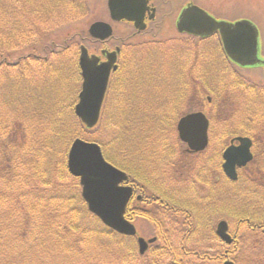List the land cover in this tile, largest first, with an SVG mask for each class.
<instances>
[{"label": "trees", "instance_id": "obj_1", "mask_svg": "<svg viewBox=\"0 0 264 264\" xmlns=\"http://www.w3.org/2000/svg\"><path fill=\"white\" fill-rule=\"evenodd\" d=\"M89 13V0H0V246L5 249L12 246L13 250L15 245L30 247V242L36 241L48 255L56 251L53 254L64 255V259L85 257L80 262L70 260L64 264H109L118 253H126L123 259H132L134 264H211L231 258L228 250L222 252L219 247L211 254L201 246H189L191 239H197L205 231L215 237L212 218L220 207H201L205 195L200 198L197 192L196 179L207 182V164L211 161L197 164L193 159L197 154L188 153L185 148L182 151L178 137L167 135L164 127L163 123L172 126L173 118L174 121L177 118L173 116V107H181L195 97L191 96L190 86L196 80L186 79L182 70L176 81L160 84L157 77L163 71H157L150 61L162 63L163 49L157 54L152 51L151 59L135 51V61L127 60L125 50L135 36L130 34L119 39L122 61L112 77L99 124L88 128L77 117L75 105L82 79L78 57L81 44L90 37L80 22ZM64 25L68 26L61 34L60 28ZM188 45L196 43L192 41ZM220 61L230 62L223 53ZM128 67H133L134 72L126 76ZM228 72L231 75L224 83L230 78L238 82L233 72ZM142 76L146 77L143 85L140 84ZM167 84L171 89H167L169 98L164 100L161 112L145 111L144 100L141 97L135 100L130 94L138 93L142 86L149 92L165 94V89L159 91L158 85ZM173 90L175 95L171 96L169 93ZM224 92L215 96L214 106ZM224 110L214 107L208 116L213 124L225 126V135L254 137L256 133L247 128L249 125L230 124V116L225 118ZM106 122L110 139L93 132L100 123ZM144 124L157 127L152 130ZM111 127L119 132L112 134ZM260 133L264 135V127ZM78 137L100 143L106 158L128 171L135 188L146 198L145 203L150 207L127 210L129 219L143 216L157 230L160 241L151 245L146 254L139 253L134 237L112 231L88 209L79 179L70 173L67 164L70 147ZM160 139L177 142V149L163 145ZM111 143L120 148L118 155L108 154ZM154 144L163 145L164 154L152 152L151 158L161 156V164L170 162L174 169L171 175L161 176L165 171L161 169L163 164L158 171L154 167L156 163L151 162L148 148ZM193 165L201 167L196 174L200 178L205 176L206 180L191 177ZM152 166L158 174L147 172ZM245 170L240 171L238 181ZM251 174L247 175L251 177ZM180 179L192 181L190 186L196 193L177 190L173 184ZM242 191L253 198L264 193L257 180L243 182ZM250 196L249 200L233 201L238 206L232 204L237 208L238 220L243 219L246 224H250L252 207H259L257 201L252 204ZM134 203L137 205L138 201ZM240 207H251V211L247 214L242 210L246 215L242 216ZM257 219L263 224L264 215ZM218 243L221 242L218 240ZM253 248V257H264L261 241L254 243ZM95 254H100L99 259ZM2 262L13 264L9 259Z\"/></svg>", "mask_w": 264, "mask_h": 264}, {"label": "rangeland", "instance_id": "obj_2", "mask_svg": "<svg viewBox=\"0 0 264 264\" xmlns=\"http://www.w3.org/2000/svg\"><path fill=\"white\" fill-rule=\"evenodd\" d=\"M108 0H89L90 3V13L86 20L84 19L81 21V25L85 26L86 29L89 28L90 24L93 23L96 20H104V21H110V14L108 10L107 5ZM199 4L201 7L206 9L209 13L213 14L214 16H221L222 19H231L236 20L238 18H247L254 20V23L256 24L259 32V42L260 45V59L264 61V0H159V6L158 10L160 12H164L163 16L164 19L159 20L158 27L156 28V31L152 32L147 31L143 34L137 35L133 37V41L130 45H128V48L125 50V56L127 60L132 58V61H135L134 52L139 51V55L141 57H145L148 59L152 58V51H154V54H157L158 52L162 51L163 49H166L165 52H163L164 61L162 63H158L155 61H150L153 66H156L157 71L163 70V73L160 77H157L159 83H165L167 80L176 81L177 77L179 76L180 72L182 70L185 71V77L189 78V80H196L195 83L192 82L190 86L191 90V96L195 95V97H192V100H187L186 103H183L181 107H173L174 117L177 116L176 120L173 122L174 124L172 126L163 123L166 131H168L167 135H174L178 136L177 132V122L179 117L182 114H186L188 112L196 111V110H202L212 115V111H214V107L219 110H224V117L228 118L229 116V123H234L235 126L240 127V123H244V125L247 127L250 124L257 123V127L254 130H259L260 123H264V96L259 98L254 91H251L248 86L242 87H235V80H231L228 82H225L223 80H226L231 73L228 72L227 64L225 63V66H223L222 63L218 62V59L220 60L222 57V53L220 51V48L217 47V44L215 42H218L217 38H213L211 42H201L200 40H195V48H197V53L194 52V49L192 47H187L184 50H180V48H183V44L188 45L192 44V39L189 37H182L180 41H177L178 38L181 36H178V30H177V20L178 17L177 13L182 10L183 5H185V2H190ZM158 6V5H157ZM169 12H173V15L170 16ZM220 14V15H219ZM162 15V14H161ZM219 15V16H218ZM160 16V15H159ZM177 17V18H176ZM220 18V17H219ZM120 24V25H119ZM68 25H64L60 28V33L62 34L63 30H65V27ZM114 30L116 35V40L121 38H127L131 33L134 32V27L129 24L125 23H114ZM121 37V38H120ZM145 41V42H144ZM85 44L88 46L91 53H99L102 46L98 43H95L93 40L87 38L85 40ZM117 44V41L114 42L111 40L108 42L105 46L108 48H115ZM180 44V45H179ZM216 48V49H215ZM171 49L173 51H171ZM175 49V50H174ZM219 51H218V50ZM217 50L218 52L214 51ZM210 51H213V54L210 53ZM219 54V55H218ZM213 56V58H212ZM212 59V60H210ZM207 60V61H206ZM122 61V60H121ZM204 61H206L204 63ZM206 64V65H205ZM145 67L148 68V64H145ZM162 67V68H159ZM229 70L233 71V66L229 65ZM185 68V69H184ZM264 68V65L262 66ZM262 68L255 67L253 69L250 68H237L238 73L241 77L245 79V81H251V80H259L263 78L264 71ZM151 69V68H149ZM133 73L134 69L133 67H128L126 71V76L128 73ZM158 73V72H157ZM120 73L118 76H121ZM166 78H164V76ZM237 76V75H236ZM117 77V76H116ZM115 77V78H116ZM145 76H142L140 78L141 83L145 84ZM75 80V79H74ZM200 80V81H197ZM82 83V79L80 82V86ZM198 83V84H197ZM228 83V84H227ZM249 83V82H248ZM227 84V85H226ZM169 85V86H168ZM249 85V84H248ZM250 86V85H249ZM159 91L164 90V93H154L149 92L147 88L143 87L138 91V93H135V91H132L130 94H132L135 98V100H139L136 97H141L142 100H144V103L142 102V105L144 106L145 111H162V106L165 99H168L169 97L167 93V89H171L170 84L167 85H158ZM248 88V89H247ZM223 89V90H222ZM225 91V92H224ZM215 93L212 96V93ZM224 92L225 94L219 98V103L214 106V102L220 95V93ZM171 96L175 95V91L173 90L172 93L170 91ZM211 98L212 103L208 101V98ZM152 99H155V101H152ZM223 100V102H221ZM113 102V100H112ZM108 103L106 104V106ZM159 105V106H158ZM157 106V107H156ZM171 107L170 105H168ZM167 107V106H166ZM130 109V108H129ZM141 109V105H140ZM108 112L110 110H107ZM107 118H110L111 116H106ZM105 122V121H104ZM239 123V124H238ZM166 124V125H165ZM102 123H100V126H98L93 132H95L98 135H102L108 139H110V136L108 135V123H104L103 129L100 131V128H102ZM148 128L155 130L157 126L150 125V124H144ZM163 127H161L162 129ZM235 129V127H234ZM112 134H115L116 132H119L117 128L111 127ZM256 134L258 131H255ZM226 134V128L225 126H221L220 124L217 126L210 123V129H209V145L205 151H203L201 154L194 156V161H196L197 164L202 163L205 160H209L207 164L208 168V174H207V182L202 184V182H197L199 188L197 192L199 194L204 195L210 194L212 195L210 200H208V203L201 202L200 204L202 207H216L217 200L223 199L224 203L227 201L231 204L233 201H237L239 199H246L249 200V196L246 194H243L242 192V186L243 182H246V180H257L259 183L260 189H264V151H262L261 148H264V135L260 132L256 136V143L254 145V152H255V158L254 161H252L247 167L244 173H242V179L240 181L230 182L226 179V175L223 174V170L221 168V152L222 150L227 146V143L230 142L232 135H225ZM255 134V135H256ZM162 140L163 145H168L170 148L177 149V142H171L167 141L165 142L164 139ZM159 141V140H157ZM163 145L160 144H154V147L151 146V148H148V154H150V160L154 164L156 163L157 166H154L158 171L161 167V169L165 170L164 172H161V176H164V173H167L171 175V173L174 171V169L171 166V163L163 162L160 163L161 156H158L156 158H151V153L155 152L158 154H164ZM118 149L119 147L114 146L112 143L107 147V152L110 155H118ZM183 151V145L180 148ZM263 158V159H262ZM157 159V160H156ZM145 167L151 166V165H144ZM153 168H149L147 170L148 173L155 172V174H158L159 172ZM201 169L200 166L193 165V169L191 171V177L196 179L200 178L198 176L199 170ZM247 171V172H246ZM198 172V174H196ZM204 173V172H203ZM255 173V174H251ZM247 174H251V177H249ZM219 175V176H217ZM262 176V177H261ZM190 177L189 180H192ZM261 177V178H260ZM174 178V177H173ZM241 178V177H240ZM200 179L206 180L205 176H203ZM189 180H181L180 182H175L173 185L177 188V190L185 189L188 190L190 193H196L194 189L190 186ZM217 184V187L213 186V184ZM242 185V186H241ZM195 196L193 197V199ZM250 199L252 201V204L257 201L256 205L260 207H264V193H262V197H252L250 196ZM257 199V200H256ZM247 206V205H242ZM232 214H228L227 211L219 212L217 215H214L212 219L214 227L217 224V220H221L223 218L227 219L230 223V228L234 229L237 220L232 218ZM144 218L138 217L136 220V225L138 226V230L140 232V235L145 238H150L153 235H155V229L152 227L151 222H141ZM207 232H203L202 235L199 234L198 239H191L189 242V246L192 248L197 247H203L204 249L209 250H216L215 247H218V240L216 237L213 238L212 235L208 234L207 239ZM205 235V236H204ZM240 235L242 237V249L241 254L239 255V262L238 264H264V257L260 258H253V245L256 241H261L262 245L264 246V234H262L260 231L253 232L250 229H247L246 227H241L240 229ZM199 240V241H198ZM3 246H0L2 248ZM12 246H9L8 249H5L3 247L0 249V261L2 262V259H9L13 262V264H64L65 262H68L70 260L75 262H80L84 260L85 257L79 259V258H67L64 259V255L59 257V254H53L58 253L56 251H53L52 254H45V250L42 249V247L39 245L38 242L32 241L30 242V247H21L19 245H15V249L11 250ZM214 247V248H212ZM52 249V248H48ZM56 250V249H55ZM62 253V252H60ZM126 253H118L112 256V258L108 261L109 264H134L132 259L124 260L123 257ZM58 255V256H57ZM98 259L100 257V254H95ZM28 257V258H26ZM151 257V256H149ZM147 257V259L149 258ZM164 261V258H161ZM3 263V262H2Z\"/></svg>", "mask_w": 264, "mask_h": 264}, {"label": "water", "instance_id": "obj_3", "mask_svg": "<svg viewBox=\"0 0 264 264\" xmlns=\"http://www.w3.org/2000/svg\"><path fill=\"white\" fill-rule=\"evenodd\" d=\"M149 0H108L111 19L133 22L139 29H145L144 14L149 9ZM155 12V9H152ZM180 32L200 36H209L219 32L228 56L241 65H253L260 62L258 58V29L249 20L234 22L217 20L198 5H189L181 13L177 23ZM93 38L105 40L113 35V26L106 21H95L89 27ZM120 48L114 51L104 50L106 60L89 49L81 46L79 63L82 71V90L75 112L89 128L94 127L101 115V110L113 70L118 68L117 55ZM179 136L188 144L191 151H202L209 143V119L203 112H193L183 116L178 123ZM239 144H232L225 150L223 168L232 179L238 178L237 167L245 166L252 160V141L249 137H238ZM70 172L80 178L82 195L90 211L96 214L107 226L119 233L135 236L137 229L125 217L127 205L133 195V188L123 185L128 175L111 164L104 157L102 148L97 142L81 138L73 142L69 156ZM217 234L226 242H232L228 234V224L221 221ZM155 238L146 240L138 237L140 253H145L149 243ZM225 264H233L227 261Z\"/></svg>", "mask_w": 264, "mask_h": 264}, {"label": "flooded vegetation", "instance_id": "obj_4", "mask_svg": "<svg viewBox=\"0 0 264 264\" xmlns=\"http://www.w3.org/2000/svg\"><path fill=\"white\" fill-rule=\"evenodd\" d=\"M159 0H150L149 1V5L151 6V7H154L155 9H156V11L155 12H153L152 10H150V8L145 12V14H144V22H145V24H146V28H145V31L144 32H147V31H152V30H156V28L158 27V23H159V20H161V19H164V16H163V14H164V12H160L159 10H160V6H159ZM188 2H185V5H183V7L184 6H186V4H187ZM158 5V6H157ZM158 7H159V10H158ZM182 7V8H183ZM179 13H180V11L177 13V16L179 15ZM162 14V15H161ZM167 14H169L170 16H172L173 15V12H169V13H167ZM160 15V16H159ZM177 18V17H176ZM133 24V23H132ZM102 45H104V44H102ZM101 50H103V47L101 48ZM100 50V51H101ZM102 58H105L104 56H102ZM262 81L264 82V76H263V78H261L259 81H255V83H254V86H253V88H254V90H256V89H261V87H264V83H262ZM256 128V126H252L251 128L252 129H255ZM133 198H134V200H137L138 201V203H137V205H135V203H134V200L131 202V204H130V206L129 207H147V206H150V205H144L143 206V204L145 203V201H146V198L142 195V198H138V195H137V197H135V196H133ZM221 207H223V206H221ZM262 212H264V209L262 210ZM247 213V212H246ZM243 216H246L245 214L243 215ZM250 221H252L255 225H259L258 227H260L261 225H263V224H259V222L257 221V219L255 218V216H254V214L252 215V217H251V219H249ZM239 221L240 222H242L243 221V219H239ZM248 221V220H247ZM262 227V226H261ZM260 227V228H261ZM262 230H264V228L262 229ZM232 236L234 237V240H235V242H234V244L233 245H237V244H239L240 243V239H239V231H237L236 233H233L232 234ZM236 243V244H235ZM238 249V247H235V251ZM228 250V249H227ZM228 253L230 254V255H232V254H234L235 252H234V248L232 249V250H228Z\"/></svg>", "mask_w": 264, "mask_h": 264}]
</instances>
